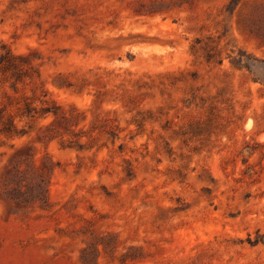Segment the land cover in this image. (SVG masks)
<instances>
[{"label":"rangeland","instance_id":"rangeland-1","mask_svg":"<svg viewBox=\"0 0 264 264\" xmlns=\"http://www.w3.org/2000/svg\"><path fill=\"white\" fill-rule=\"evenodd\" d=\"M0 264H264V0H0Z\"/></svg>","mask_w":264,"mask_h":264},{"label":"trees","instance_id":"trees-1","mask_svg":"<svg viewBox=\"0 0 264 264\" xmlns=\"http://www.w3.org/2000/svg\"><path fill=\"white\" fill-rule=\"evenodd\" d=\"M38 199V201H42V199L41 198H37Z\"/></svg>","mask_w":264,"mask_h":264}]
</instances>
